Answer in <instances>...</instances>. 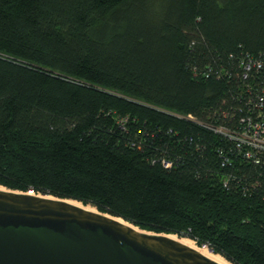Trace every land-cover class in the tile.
<instances>
[{
	"label": "trees",
	"instance_id": "1",
	"mask_svg": "<svg viewBox=\"0 0 264 264\" xmlns=\"http://www.w3.org/2000/svg\"><path fill=\"white\" fill-rule=\"evenodd\" d=\"M249 57L264 0H0V187L264 264V166L214 132L262 93Z\"/></svg>",
	"mask_w": 264,
	"mask_h": 264
},
{
	"label": "water",
	"instance_id": "2",
	"mask_svg": "<svg viewBox=\"0 0 264 264\" xmlns=\"http://www.w3.org/2000/svg\"><path fill=\"white\" fill-rule=\"evenodd\" d=\"M69 200L0 190V264H219Z\"/></svg>",
	"mask_w": 264,
	"mask_h": 264
},
{
	"label": "built area",
	"instance_id": "3",
	"mask_svg": "<svg viewBox=\"0 0 264 264\" xmlns=\"http://www.w3.org/2000/svg\"><path fill=\"white\" fill-rule=\"evenodd\" d=\"M264 63L255 58L249 57V60H241L239 67L248 75L252 68L256 72H260ZM207 75V74H206ZM246 77V75H245ZM253 78L251 79V81ZM249 88V90H251ZM246 94V92H244ZM253 92H247L245 114L242 116L234 128L224 126H214V132L221 134L229 141L234 143V148L238 153V157L243 161L247 160L251 163L261 164L264 166V87L261 95L257 99L250 97Z\"/></svg>",
	"mask_w": 264,
	"mask_h": 264
},
{
	"label": "bare ground",
	"instance_id": "4",
	"mask_svg": "<svg viewBox=\"0 0 264 264\" xmlns=\"http://www.w3.org/2000/svg\"><path fill=\"white\" fill-rule=\"evenodd\" d=\"M242 72V71H241ZM256 77V76H255ZM214 123V122H213ZM218 126V125H217ZM2 189H5L3 186L2 187H0V190H2ZM69 202L70 203H72V204H74V205H76V206H78V207H82V208H84V209H87V210H89V211H96V209H94L92 206L90 207V206H88V205H83V204H81L80 202H76V201H74V200H69ZM105 215H108V214H105ZM109 216V215H108ZM114 219H116V220H118V221H120V222H122L123 224L125 223V224H127V225H129L130 227H133L134 229H137V227L135 228L134 226H132L131 225V223H129V222H127L126 220H122V219H120V218H117V217H113ZM169 237L170 238H172V239H175L176 241H178L179 243H182V244H184L185 246H187V247H189L190 249H194V250H196L197 252H199L202 256L204 255L206 258H208V259H210V260H213V261H216V262H218L219 264H230L228 261H226V260H224L222 257H220V255H218V254H216V253H211L210 251H209V249L208 248H206V247H199V246H197L195 243H193L192 241H190V240H188V239H186V238H182V237H180V238H178V237H176L175 235H169Z\"/></svg>",
	"mask_w": 264,
	"mask_h": 264
}]
</instances>
